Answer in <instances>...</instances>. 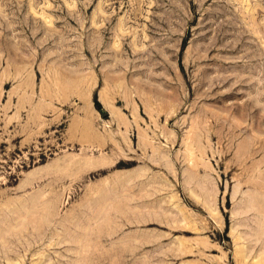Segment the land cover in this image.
Returning a JSON list of instances; mask_svg holds the SVG:
<instances>
[{
    "label": "rangeland",
    "instance_id": "obj_1",
    "mask_svg": "<svg viewBox=\"0 0 264 264\" xmlns=\"http://www.w3.org/2000/svg\"><path fill=\"white\" fill-rule=\"evenodd\" d=\"M262 180L264 0H0V264H264Z\"/></svg>",
    "mask_w": 264,
    "mask_h": 264
},
{
    "label": "bare ground",
    "instance_id": "obj_2",
    "mask_svg": "<svg viewBox=\"0 0 264 264\" xmlns=\"http://www.w3.org/2000/svg\"><path fill=\"white\" fill-rule=\"evenodd\" d=\"M65 85H66V84H65ZM103 101H104V99H103ZM85 121H86V120H85ZM143 135H144V134H143ZM144 136H145V135H144ZM146 136H147V135H146ZM146 136H145V138H146ZM150 137H151V136H150ZM162 138H163V137H162ZM146 139H147V138H146ZM146 139H145V140H146ZM139 140H140V139H139ZM147 141H148V139H147ZM147 141H146V142H147ZM152 141H153V140H152ZM143 142H145V141H143ZM143 142H142V143H143ZM148 143H149V141H148ZM187 145H188V144H187ZM139 146H140V144H139ZM140 147H141V146H140ZM146 147H147V146H146ZM160 147H161V146H160ZM141 148H142V147H141ZM146 149H148V148H145V150H146ZM151 149H154V150H155L154 146H153V148H151ZM157 150H159V149H157ZM143 151H144V150H143ZM155 151H156V150H155ZM163 151H164V150H163ZM157 152H158V151H157ZM189 152H190V151H189ZM146 153H147V152H146ZM158 153H159V152H158ZM162 153H163V152H162ZM162 153H161V154H162ZM161 154H160V155H161ZM165 154H166V153H165ZM189 154H190V153H189ZM158 155H159V154H158ZM162 155H164V154H162ZM243 155H244V154H243ZM186 156H187V155H186ZM190 156H191V154H190ZM88 157H89V156H88ZM162 157H163V156H162ZM166 157L168 158V156H166ZM106 158H107V157H106ZM189 158H190V157H189ZM189 158H188V159H189ZM202 158H203V157H202ZM131 159H132V158H131ZM164 159H165V157H164ZM168 159H169V158H168ZM168 159H167V160H168ZM83 160H84V159H83ZM103 160H104V159H103ZM203 160H204V159H203ZM160 161H161V160H160ZM168 161H169V160H168ZM187 162H188V161H187ZM189 162L191 163V161H189ZM157 163H158V162H157ZM190 163H189V165H190ZM132 164H133V163H130V164H124V165L130 166V165H132ZM167 164H168V163H167ZM122 165H123V164H122ZM171 165H172V164H171ZM189 165H188V166H189ZM192 166H194V165H192ZM192 166H191V168H193ZM61 168H62V167H61ZM189 168H190V167H189ZM189 168H188V169H189ZM191 168H190L189 170H193V169H191ZM146 169H147V168H146ZM71 170H72V169H71ZM148 171H149V170H148ZM148 171H146V172H148ZM193 172H194V171H193ZM253 172H254V171H253ZM256 172H257V171H256ZM187 173H188V172H187ZM253 174H255V173H253ZM258 174H259V171H258ZM139 175H140V174H139ZM190 175H191V174H190ZM140 176H141V175H140ZM253 177H254V176H253ZM257 177H258V176H256L255 178L257 179ZM259 177H260V176H259ZM251 179H253V178H251ZM260 179H261V177H260ZM254 180H255V179H254ZM258 180H259V179H258ZM258 180H255V181H258ZM251 181H252V180H251ZM168 182H169V181H168ZM252 182H254V181H252ZM252 182H251V183H252ZM260 182H261V180H260ZM262 183H263V180H262ZM187 184H188V183H187ZM247 184H248V182H247ZM263 184H264V183H263ZM150 185H151V184H150ZM258 185H259V184H258ZM199 187H200V186H199ZM258 187H260V185H259ZM193 189H194V188H193ZM195 190H196V189H195ZM201 190H202V189H201ZM258 191H259V189H258ZM260 191H261V190H260ZM260 191H259V192H260ZM201 192H203V191H201ZM262 192H263V191H262ZM256 193H257V192H256ZM263 193H264V192H263ZM206 194H207V193H206ZM132 195H133V194H132ZM173 195H174V194H173ZM260 195H261V194H260ZM260 195H259V196H260ZM133 196H134V195H133ZM174 196H175V195H174ZM204 196H205V195H204ZM262 196H263V195H262ZM209 197H210V196H209ZM207 198H208V197H207ZM205 199H206V198H205ZM205 199H204V202H203L204 205L208 204V203H207L208 201L205 200ZM208 200H209V199H208ZM175 205H176V204H175ZM175 205H174V206H175ZM103 207H104V206H103ZM252 207H253V206H252ZM254 207H255V206H254ZM137 209H138V208H137ZM182 210H183V209H182ZM255 218H256V217H255ZM262 220H263V219H262ZM187 227H188V226H187ZM261 227H262V226H261ZM1 229H2V228H1ZM74 244H75V243H74ZM258 255H259V254H258ZM262 255H264V254H262ZM258 259H259V258H258ZM95 260H96V259H95ZM256 262H257V261H256Z\"/></svg>",
    "mask_w": 264,
    "mask_h": 264
}]
</instances>
